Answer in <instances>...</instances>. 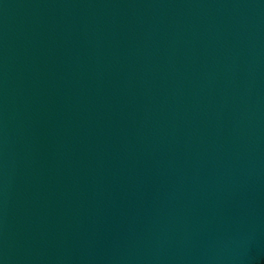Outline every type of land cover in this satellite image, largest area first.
Instances as JSON below:
<instances>
[{"label":"water","instance_id":"obj_1","mask_svg":"<svg viewBox=\"0 0 264 264\" xmlns=\"http://www.w3.org/2000/svg\"><path fill=\"white\" fill-rule=\"evenodd\" d=\"M0 264H264V0H0Z\"/></svg>","mask_w":264,"mask_h":264}]
</instances>
